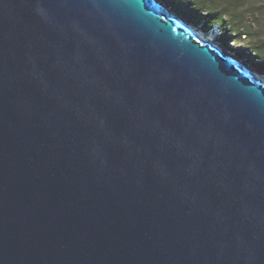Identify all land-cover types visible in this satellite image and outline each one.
<instances>
[{
    "label": "water",
    "instance_id": "water-1",
    "mask_svg": "<svg viewBox=\"0 0 264 264\" xmlns=\"http://www.w3.org/2000/svg\"><path fill=\"white\" fill-rule=\"evenodd\" d=\"M165 8L0 0V264H264V83Z\"/></svg>",
    "mask_w": 264,
    "mask_h": 264
},
{
    "label": "trees",
    "instance_id": "trees-1",
    "mask_svg": "<svg viewBox=\"0 0 264 264\" xmlns=\"http://www.w3.org/2000/svg\"><path fill=\"white\" fill-rule=\"evenodd\" d=\"M165 5L189 24L209 32L221 30L220 41L249 51L251 67L264 75V0H164ZM239 47V46H238Z\"/></svg>",
    "mask_w": 264,
    "mask_h": 264
},
{
    "label": "rangeland",
    "instance_id": "rangeland-1",
    "mask_svg": "<svg viewBox=\"0 0 264 264\" xmlns=\"http://www.w3.org/2000/svg\"><path fill=\"white\" fill-rule=\"evenodd\" d=\"M162 3H164V0H160ZM193 25V24H192ZM198 28V27H197ZM200 29V28H199ZM202 32V30H201ZM205 35H207L208 37L214 39L215 37L217 36H220L219 39L217 40V44H219L222 48L223 47V43L220 41V39L222 38V34H221V30L219 27H215L213 30H210L209 32H203ZM211 39V40H212ZM239 46V47H238ZM227 47L229 48L226 52L229 53V54H236L237 55V58L241 60V62L247 64V66L251 67V62H250V55H253L252 52H249L248 50L247 51H238V48L241 49V48H245V47H240V45H237V44H234V43H227ZM225 49V48H224ZM226 50V49H225ZM258 73V72H257ZM262 75V74H260ZM262 77H264V75H262Z\"/></svg>",
    "mask_w": 264,
    "mask_h": 264
},
{
    "label": "bare ground",
    "instance_id": "bare-ground-1",
    "mask_svg": "<svg viewBox=\"0 0 264 264\" xmlns=\"http://www.w3.org/2000/svg\"><path fill=\"white\" fill-rule=\"evenodd\" d=\"M165 10H166V12H167L170 16L175 17V18L177 17V16L175 15V13H173L170 9L165 8ZM181 22H182V24L185 25L189 30L193 31V32L198 36V38H199L202 42H204V43H206V44L211 43V39H212V38H210V37H208L207 35H205V34H204L203 32H201L198 28H196V27L193 26L192 24L185 23V22H183V21H181ZM213 45H215V44H213ZM252 74H253V76H254L255 78L260 79V80L264 83V77H262V75H260L259 73H257V72L254 71V70H252Z\"/></svg>",
    "mask_w": 264,
    "mask_h": 264
},
{
    "label": "clouds",
    "instance_id": "clouds-1",
    "mask_svg": "<svg viewBox=\"0 0 264 264\" xmlns=\"http://www.w3.org/2000/svg\"><path fill=\"white\" fill-rule=\"evenodd\" d=\"M168 8V7H167ZM194 26V25H193ZM200 30V29H199ZM201 31V30H200ZM203 32V31H202ZM219 37L220 36H217V37H215L214 39H212V40H214V42H213V44H215L216 46H218L220 49H222L223 51H227V50H225L224 48H222L219 44H217V40L219 39ZM212 40H211V42H212ZM231 55H233L235 58H236V60L240 63V64H242V65H245V66H247V64H245V63H243V62H241V60L240 59H238L237 58V55L236 54H231ZM247 67H249V66H247ZM252 68V67H251ZM255 71V70H254ZM257 72V71H256ZM259 73V72H258Z\"/></svg>",
    "mask_w": 264,
    "mask_h": 264
}]
</instances>
